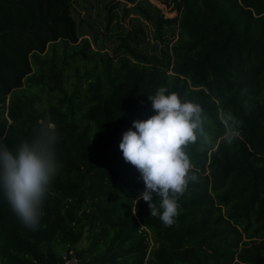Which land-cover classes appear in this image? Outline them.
<instances>
[{
  "label": "trees",
  "instance_id": "trees-1",
  "mask_svg": "<svg viewBox=\"0 0 264 264\" xmlns=\"http://www.w3.org/2000/svg\"><path fill=\"white\" fill-rule=\"evenodd\" d=\"M169 1L173 17L137 10L166 43L159 57L138 45L141 30L123 53L92 49L73 0H0V143L14 149L50 122L60 165L36 231L0 192V264H54L70 248L83 264H264V0ZM160 86L200 102L214 140L193 149L197 180L171 226L135 204L144 184L118 146L154 114ZM227 110L243 122L231 145Z\"/></svg>",
  "mask_w": 264,
  "mask_h": 264
},
{
  "label": "clouds",
  "instance_id": "clouds-1",
  "mask_svg": "<svg viewBox=\"0 0 264 264\" xmlns=\"http://www.w3.org/2000/svg\"><path fill=\"white\" fill-rule=\"evenodd\" d=\"M242 85L239 95L247 114L255 105L248 86ZM148 100L154 114L133 120L118 146L124 161L135 167L144 184L135 204L142 199L151 216L171 226L179 214L180 196L197 180L193 149L214 143L208 130L211 121L200 102L182 98L166 86L148 95ZM220 119L223 142L231 145L239 138L243 122L231 110L222 111ZM56 141L54 124L41 122L31 139H22L14 149L0 143V192L19 223L32 231L39 228L45 197L60 169Z\"/></svg>",
  "mask_w": 264,
  "mask_h": 264
},
{
  "label": "rangeland",
  "instance_id": "rangeland-1",
  "mask_svg": "<svg viewBox=\"0 0 264 264\" xmlns=\"http://www.w3.org/2000/svg\"><path fill=\"white\" fill-rule=\"evenodd\" d=\"M110 5L114 14H109ZM146 10L155 17L176 15L169 0H73V16L78 25L80 38H86L92 49L109 55L123 53V40L140 31L142 50L161 57L166 43L161 44L154 37V22L146 21L137 10ZM64 249L57 247L58 252Z\"/></svg>",
  "mask_w": 264,
  "mask_h": 264
},
{
  "label": "built area",
  "instance_id": "built-area-1",
  "mask_svg": "<svg viewBox=\"0 0 264 264\" xmlns=\"http://www.w3.org/2000/svg\"><path fill=\"white\" fill-rule=\"evenodd\" d=\"M54 264H83L81 259L77 256L74 248H70L63 253L61 259Z\"/></svg>",
  "mask_w": 264,
  "mask_h": 264
}]
</instances>
